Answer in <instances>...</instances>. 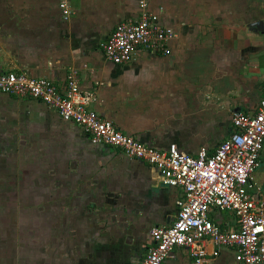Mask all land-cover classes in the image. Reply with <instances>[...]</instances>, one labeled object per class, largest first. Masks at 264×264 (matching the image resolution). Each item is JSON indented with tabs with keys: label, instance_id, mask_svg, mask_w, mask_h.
Wrapping results in <instances>:
<instances>
[{
	"label": "crops",
	"instance_id": "1",
	"mask_svg": "<svg viewBox=\"0 0 264 264\" xmlns=\"http://www.w3.org/2000/svg\"><path fill=\"white\" fill-rule=\"evenodd\" d=\"M59 1L0 0V74L26 73L64 91L75 71L100 118L143 144H174L188 155L213 153L233 132L235 114L257 111L264 0H147L174 30L170 54L141 49L123 65L106 60L101 45L138 18L141 0H67L66 21ZM0 127L17 162L7 181L0 162V264H141L150 231L174 222L180 189L163 186L156 169L122 150L93 144L42 102L0 94ZM35 154L45 160V182H22ZM254 179L264 193V146ZM223 212L210 217L236 230L234 214ZM163 264L192 261L177 247ZM206 264L237 263L223 248Z\"/></svg>",
	"mask_w": 264,
	"mask_h": 264
},
{
	"label": "built area",
	"instance_id": "2",
	"mask_svg": "<svg viewBox=\"0 0 264 264\" xmlns=\"http://www.w3.org/2000/svg\"><path fill=\"white\" fill-rule=\"evenodd\" d=\"M147 6V0H141L138 18L118 24L101 45L106 60L127 64L141 49L170 54L174 30L161 25ZM58 8L63 20H68L67 0H60ZM65 85L59 91L44 78L22 72L0 74V94L42 102L63 121L81 128L93 144L122 150L128 159L156 169L163 186L182 191L172 225L150 231L152 245L141 264H163L177 247L187 251L192 264H206L223 248L234 251L237 264H264V193L254 179L264 146V96L254 114L233 116V132L213 153L201 147L188 155L174 144L165 150L143 144L100 118L89 109L94 93L81 90L75 71L67 73ZM213 210L232 212L236 230L222 229L210 217Z\"/></svg>",
	"mask_w": 264,
	"mask_h": 264
},
{
	"label": "rangeland",
	"instance_id": "3",
	"mask_svg": "<svg viewBox=\"0 0 264 264\" xmlns=\"http://www.w3.org/2000/svg\"><path fill=\"white\" fill-rule=\"evenodd\" d=\"M1 127H0V132H1ZM41 144H38L37 146H39ZM0 151H2V155L0 158V162H4L3 165V173H7L6 175H3L2 177V181H7V179L9 178V173L11 172V164H15L17 162H14L15 160H11L9 157V153H8V147L4 145L3 140L0 139ZM38 158V160L35 161V163H33L31 165V163L29 165H31V168L33 169L32 174L28 175V177L26 178V180L24 179L22 182L27 181V182H39V183H44L45 182V160L42 162L41 160V156L35 154V159ZM5 159V160H4ZM20 159H18L17 161L19 162ZM30 167V166H29ZM8 176V178H7ZM9 181V180H8ZM20 181V180H19ZM228 212V211H226ZM226 212H223V214H225Z\"/></svg>",
	"mask_w": 264,
	"mask_h": 264
}]
</instances>
